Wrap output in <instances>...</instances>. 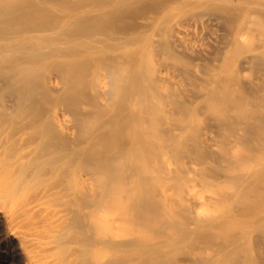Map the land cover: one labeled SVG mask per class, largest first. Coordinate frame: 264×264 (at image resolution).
<instances>
[{
  "label": "rangeland",
  "instance_id": "rangeland-1",
  "mask_svg": "<svg viewBox=\"0 0 264 264\" xmlns=\"http://www.w3.org/2000/svg\"><path fill=\"white\" fill-rule=\"evenodd\" d=\"M263 3L0 0V264L45 191L75 264H264Z\"/></svg>",
  "mask_w": 264,
  "mask_h": 264
},
{
  "label": "bare ground",
  "instance_id": "bare-ground-1",
  "mask_svg": "<svg viewBox=\"0 0 264 264\" xmlns=\"http://www.w3.org/2000/svg\"><path fill=\"white\" fill-rule=\"evenodd\" d=\"M263 10L264 3L261 4L260 8L257 9L256 14L257 12H261ZM260 18L261 20L264 19H262V17ZM7 21L11 20L7 19ZM12 48H15L14 44ZM13 51L11 50V52ZM213 108L214 111H217L216 113L221 119L227 117L226 110H219L217 105H214ZM152 127L155 126L152 124ZM80 181L82 184H84V186L88 187V179L86 176L81 175ZM71 187L75 190H78V174L74 177L73 185H71ZM53 195H55V192L45 191L39 195V198L29 203L28 206L31 211H37L41 214V221L36 227L31 229L29 234L30 238L22 236L20 232H14L15 237L19 238L24 243L25 250L29 252L31 264H75V257L78 254V246L76 244L68 246V244L62 242L61 240V236L63 237L62 233L64 231V225L69 218V213L66 211L67 209L65 210L49 203V198L53 197ZM2 198L3 197L0 195V199ZM215 198L216 197L214 194H211L209 198L200 196L197 191V185L193 181H191V183L188 185L186 199L195 208V210L208 211L209 203ZM107 215L108 212L102 209L98 212L97 216H95L93 220L95 222L97 221L98 225H100L101 233H103V235L109 236L107 234L112 235L114 229L111 227L112 225H110ZM140 223L142 224V221ZM75 236L76 237L74 238L78 240L77 234ZM63 250L70 251L71 258H65L63 255H61L60 252ZM95 252L96 256L103 257L107 250L98 249Z\"/></svg>",
  "mask_w": 264,
  "mask_h": 264
}]
</instances>
